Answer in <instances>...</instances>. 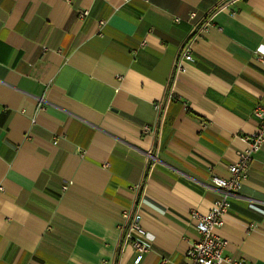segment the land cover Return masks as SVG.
I'll return each instance as SVG.
<instances>
[{"label":"crops","instance_id":"1","mask_svg":"<svg viewBox=\"0 0 264 264\" xmlns=\"http://www.w3.org/2000/svg\"><path fill=\"white\" fill-rule=\"evenodd\" d=\"M257 52L264 0H0V264H183L257 130ZM221 221L220 264H264V144Z\"/></svg>","mask_w":264,"mask_h":264},{"label":"built area","instance_id":"2","mask_svg":"<svg viewBox=\"0 0 264 264\" xmlns=\"http://www.w3.org/2000/svg\"><path fill=\"white\" fill-rule=\"evenodd\" d=\"M89 14L88 10L80 13V16ZM102 20L98 21V25H102ZM144 42H142V45ZM258 57L264 61V54L257 52ZM192 60V53L189 42L182 45L179 57L176 63V72L185 71L186 62ZM41 100V98H40ZM155 108H159L155 104ZM253 112L257 121V130L243 137L247 146L236 151V159L227 165L228 176L213 175L211 183L220 190V198L217 199L210 209L203 213L197 210L190 212L191 217L195 220L197 238L186 249V261L183 264H220L227 260L224 257L223 251L226 248L227 241L216 233V229L222 225L223 217L230 208L231 196L239 189L241 184L246 180L248 172L251 168L252 156L255 152L261 149L264 144V106L257 105ZM144 132H150L149 126H143ZM55 143V141H54ZM3 187L0 185V191ZM147 232L142 227L138 219L133 220L125 234L124 241L130 244L137 252L138 258L142 256L150 248V242L147 239ZM236 264H242L236 262Z\"/></svg>","mask_w":264,"mask_h":264},{"label":"trees","instance_id":"3","mask_svg":"<svg viewBox=\"0 0 264 264\" xmlns=\"http://www.w3.org/2000/svg\"><path fill=\"white\" fill-rule=\"evenodd\" d=\"M130 225V224H129Z\"/></svg>","mask_w":264,"mask_h":264}]
</instances>
